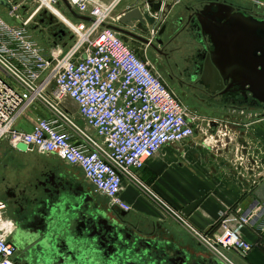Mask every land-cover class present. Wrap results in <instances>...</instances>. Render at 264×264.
Wrapping results in <instances>:
<instances>
[{
    "label": "built area",
    "instance_id": "1",
    "mask_svg": "<svg viewBox=\"0 0 264 264\" xmlns=\"http://www.w3.org/2000/svg\"><path fill=\"white\" fill-rule=\"evenodd\" d=\"M34 1L36 10L26 20L15 15V6L9 11V18L15 15L21 25L12 19L11 25L0 16V145L6 143L15 151L22 143L32 152L78 167L93 192L123 212L131 211L120 196L123 179H129L219 260L231 264L221 250L245 255L251 246L227 221L215 238L199 233L131 171L141 170L162 148L187 142L197 127L196 119L154 68L118 33L106 28L111 7L96 0H66L70 13L85 21L65 18L72 44L64 53H48L29 36V22L42 9L55 16L52 11L58 0ZM255 5L264 9L262 4ZM64 99L75 103L93 135L72 121L63 108ZM38 103L47 107L50 116L37 120L29 132L18 130L21 117ZM239 221L238 229L250 222ZM13 231L6 204L0 199V264H14L15 248L9 242Z\"/></svg>",
    "mask_w": 264,
    "mask_h": 264
},
{
    "label": "crops",
    "instance_id": "2",
    "mask_svg": "<svg viewBox=\"0 0 264 264\" xmlns=\"http://www.w3.org/2000/svg\"><path fill=\"white\" fill-rule=\"evenodd\" d=\"M8 1L15 6L13 12L21 20L28 19L37 7L34 0ZM96 1L105 7H111L106 27L126 30L153 45L150 47L119 34L138 57L154 68L171 90L177 93L180 85L187 86L192 83L189 75L196 62L195 36L184 31L186 20L179 26L176 21L182 17L184 8L195 6L199 0H163L171 9L166 11L163 17L156 16L154 25L148 27L149 32L146 35L119 23L125 13L140 7L144 0ZM56 6V10L67 20L76 23L85 21L84 17L70 13L61 0L57 1ZM21 9L26 10L20 12ZM146 9L144 8V11ZM1 10L3 8L0 7V13ZM44 11L53 16L46 9H42L33 15L29 25ZM165 23L168 24L167 30L161 37H157V32ZM175 26V32H171ZM59 29H62L64 34L59 38H48V45L45 40L40 41L47 46L45 51L48 53H64L72 44V36L66 26L63 24ZM214 109L216 111L208 113V117L214 120L212 127L208 125L209 120L205 124L202 123L190 140L162 148L146 161L141 170L133 173L142 186L178 212L199 233L215 238L221 235L222 223L226 221L229 228L237 230L241 240L251 248L245 255L240 251L228 252L226 256L231 264H264V109ZM65 110L72 116L68 109ZM25 114L23 118L28 125L17 123V129L29 132L37 121L31 119L33 116L28 115V111ZM49 114H45L46 118ZM43 116V113H39L35 117L40 119ZM91 132L89 134L93 135L92 130ZM38 156L43 160L6 161L7 167L14 168L13 176L18 183H22L21 186L28 182L36 184L44 176L53 175L64 187L67 185L72 190L82 187L84 192L95 194L92 187L84 181L78 167L68 165L54 156ZM120 196L131 207L130 217L134 222L147 224L158 234L159 241L169 240V251L173 247L178 248L194 260H204L202 263L205 264H208L211 258H216L186 229L173 223L174 220L160 205L156 202L153 204L150 195L140 185L123 179ZM260 213L262 215L258 217ZM241 218L250 222L238 229Z\"/></svg>",
    "mask_w": 264,
    "mask_h": 264
},
{
    "label": "flooded vegetation",
    "instance_id": "3",
    "mask_svg": "<svg viewBox=\"0 0 264 264\" xmlns=\"http://www.w3.org/2000/svg\"><path fill=\"white\" fill-rule=\"evenodd\" d=\"M219 2L220 0H202L195 6L185 9L186 27L184 31L192 33L195 36L196 41V62L193 68L190 69L189 80L192 82L188 86L180 85L176 98L181 101L184 107L187 109L189 115H192L196 119L197 129L194 135L202 123L208 121L209 127H212L214 120L209 118L208 113L214 108L233 107L235 109H249L263 107L258 102L254 101L250 94L246 91H241L235 86H230V82H223L221 85L215 87L220 89L219 91H210L209 85H204L202 81V74L204 71V64L206 55L211 51V46L208 42L207 36L201 31L200 24L197 21V14L204 10L207 4L211 2ZM246 1V0H245ZM232 2L236 8V11L243 12L246 16H252L259 21L264 20V9L256 6L252 2ZM243 6L244 9H239L238 6ZM26 10V9H25ZM21 9L20 12H24ZM182 18L177 19L176 22H180ZM34 22V23H33ZM29 25V29L33 32H37V35L41 40L48 38H59L64 33L62 29H59L55 25L51 16L46 13H40ZM176 25V24H175ZM163 26L168 28V24ZM174 26V25H172ZM174 30L176 27H173ZM175 32V31H174ZM221 87V88H220ZM233 92V93H232ZM235 102L236 104H233ZM195 103V105L191 104ZM214 107V108H213ZM207 112V113H204ZM3 158H0V166L6 170L7 162L13 161L18 152H14L11 148L4 149L1 153ZM12 170L14 168H11ZM4 182V180H2ZM21 182L13 186H8L5 182L0 191V198L5 201L6 213L10 217L14 225V231L9 238V242L13 245L12 241L17 242L16 232L22 228H26L28 223L33 225L32 218L40 215L37 213L33 206L37 205L42 198H49L58 194V197L69 194L70 204L67 207L66 213L68 217V226L72 224V228L67 231L66 237L73 233L74 228L78 223V220L82 217L85 224L86 235L90 236L86 239L88 249L94 252V259L96 263L100 264H205L199 259L194 260L193 257L185 254L173 247L169 251V240L159 241L158 234L148 227L145 223L134 222L130 217V212H123L112 210L113 207L107 199L91 193L84 192L82 187H77L76 190H72L62 186L59 181L54 179L53 175L44 176L36 184L28 182L21 186ZM38 186H41L39 188ZM66 188V189H65ZM68 189V191H67ZM65 190V191H64ZM67 191V192H66ZM41 202V201H40ZM32 221V222H31ZM58 221V219H53ZM36 229L39 227L36 225ZM55 227V226H54ZM69 241H72L69 240ZM158 241V242H157ZM157 244V245H156ZM14 247V245H13ZM15 248V247H14ZM17 256L15 248V256ZM92 263V264H96Z\"/></svg>",
    "mask_w": 264,
    "mask_h": 264
},
{
    "label": "water",
    "instance_id": "4",
    "mask_svg": "<svg viewBox=\"0 0 264 264\" xmlns=\"http://www.w3.org/2000/svg\"><path fill=\"white\" fill-rule=\"evenodd\" d=\"M61 1L68 7L66 0ZM246 1L264 5V0ZM233 5L235 4L228 0L213 1L196 15L200 29L207 36L211 46V51L206 55L202 81L204 85L210 86L212 92L220 90L215 87L217 84L223 87V82H230L231 87L235 86L241 91L248 92L254 101L264 105V20L259 21L252 16H246L243 12L236 11ZM0 7L11 11L14 5L8 0H0ZM144 8H147L146 11ZM238 8L244 9L240 4ZM170 9V5H165L163 0H144L140 7L125 13L119 19V23L146 35L149 32L148 27L154 25L156 16L163 17ZM11 19L17 25H21V21L15 15ZM188 20L187 18L186 22ZM184 22L185 19H181L178 26ZM106 28L153 47L147 40L126 30L113 26ZM166 30V26L161 27L157 37H161ZM174 31L173 29L171 32ZM15 149V152L23 154L32 152L30 146L22 143L17 144ZM131 171L136 172L133 168ZM68 197L67 193L61 197L56 193L51 199L42 198L41 202L33 206L40 215L32 218V226L28 223L30 226L16 232L18 241H12L17 252L14 264L96 263V259L93 258L94 252L87 246L86 239L90 236L86 235L84 217L78 220L73 233L66 237L67 231L72 228V224L68 226V218L65 219L68 217L65 213L70 204ZM112 210L120 211L117 207H113ZM261 215L260 213L257 216ZM56 218L59 222L53 221ZM71 239L72 241H69ZM208 264L225 263L213 257L208 260Z\"/></svg>",
    "mask_w": 264,
    "mask_h": 264
},
{
    "label": "rangeland",
    "instance_id": "5",
    "mask_svg": "<svg viewBox=\"0 0 264 264\" xmlns=\"http://www.w3.org/2000/svg\"><path fill=\"white\" fill-rule=\"evenodd\" d=\"M199 1H202V0H199ZM239 1H242V2H244V3H247L246 5H248V2H246L245 0H239ZM25 5V4H24ZM26 5H28L29 6V4L27 3ZM58 11V10H57ZM185 8H184V12L182 13V17L181 18H183V19H185ZM2 13V14H1ZM1 13H0V16L7 22V23H9V24H13V22L11 21V19L9 18V11L7 12L6 10H1ZM60 13V12H59ZM61 14V13H60ZM53 17V16H52ZM51 17V18H52ZM53 19V21H54V23H55V25L56 26H58V27H63V24H62V22L60 23V19L59 20H57V18H52ZM70 20V19H69ZM70 21H72V20H70ZM72 22H74V21H72ZM34 23V22H33ZM29 36L32 38V39H34V40H36V42H37V44L41 47V48H43V49H46V45L44 44V43H42L44 40H42V42H40L41 41V38L37 35V32H33L32 30H30L29 29ZM46 40L47 39H45V43H46ZM50 40V39H49ZM47 45L49 44V41H48V43H46ZM46 46V47H45ZM191 83H189L188 85H190ZM187 85V86H188ZM191 104H193V105H195V107H196V104L195 103H191ZM36 107V108H35ZM63 107H65V109H68L69 110V112H70V114L72 115V116H70L71 117V119H72V121L73 122H75L78 126H80V127H82L83 129H85L88 133H92L91 132V130H90V128H88V127H86L85 125V122H84V120L82 119V117L78 114V111H77V107H76V105H75V103L73 102V101H71V100H69V99H64L63 100ZM47 107H45L44 105H42V104H36L32 109L30 108V109H28L27 111H28V115H31V116H33L31 119H35V121H37L38 119H39V117L38 118H36L35 116H36V114H39V113H43V117L42 118H40V119H44V118H46L47 116L46 115H48V113H49V111H47V109H46ZM26 111V112H27ZM204 113H207V112H204ZM46 114V115H45ZM25 116L27 117V115L25 114ZM24 116V117H25ZM27 120V119H26ZM30 121H32V120H28V122H30ZM24 123L23 125L24 126H27L28 125V123L27 122H25V119L23 118V117H21V119L19 120V124L20 123ZM8 148V145L6 144V143H3V144H1L0 145V158H3V154H1L3 151H4V149H7ZM18 155H20V156H18ZM41 156H38V154H35V153H32V152H28V153H25V154H16V156L14 157V160L13 161H40V160H43L42 158H40ZM23 158V159H22ZM14 175V171L11 169V167H7V169L6 170H4L1 166H0V191H1V189H2V187H3V183L5 182L8 186H13V185H15L16 184V178L13 176ZM2 180H4V182L2 181ZM147 193V192H146ZM1 199V198H0ZM1 200H3V199H1ZM4 201V200H3ZM150 201L154 204V202H156L155 200H153L152 198L150 199ZM5 202V201H4ZM164 209V208H163ZM172 209V208H171ZM173 210V209H172ZM166 213H167V215L169 216V217H172V215L168 212V211H166ZM9 217V216H8ZM10 218V217H9ZM173 223H175V224H177L178 226H181V227H183L184 229H186L184 226H183V224L181 223V222H179V221H172ZM186 231L187 232H189L187 229H186ZM190 233V232H189ZM192 235V234H191ZM193 236V235H192ZM196 239V238H195ZM197 240V239H196ZM208 249V248H207ZM221 252V254L222 255H224V257L228 260V258H227V256H226V254L228 253V252H230V251H223V250H221L220 251ZM222 259V258H221ZM222 261L223 262H226L224 259H222ZM229 261V260H228ZM230 262V261H229ZM227 263V262H226ZM228 264V263H227Z\"/></svg>",
    "mask_w": 264,
    "mask_h": 264
},
{
    "label": "bare ground",
    "instance_id": "6",
    "mask_svg": "<svg viewBox=\"0 0 264 264\" xmlns=\"http://www.w3.org/2000/svg\"><path fill=\"white\" fill-rule=\"evenodd\" d=\"M53 14L55 15L56 18L60 19V21L64 24L66 22L65 18L59 13V11L53 9Z\"/></svg>",
    "mask_w": 264,
    "mask_h": 264
}]
</instances>
